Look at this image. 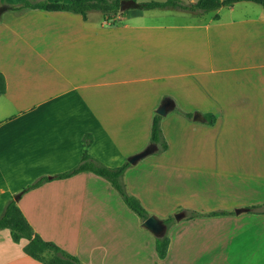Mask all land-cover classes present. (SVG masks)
I'll list each match as a JSON object with an SVG mask.
<instances>
[{
	"label": "crops",
	"instance_id": "crops-1",
	"mask_svg": "<svg viewBox=\"0 0 264 264\" xmlns=\"http://www.w3.org/2000/svg\"><path fill=\"white\" fill-rule=\"evenodd\" d=\"M260 8L240 1L207 12L128 9L113 21L97 10L84 17L41 9L2 13L0 214L27 185L74 167L85 134L92 137L88 153L107 167L151 146L155 108L168 98L174 107L160 120L167 149L131 164L123 175L127 192L158 218L166 202L172 209L233 211L206 215L204 264H264V211L247 210L264 203ZM208 113L216 127L207 125ZM192 179L204 185L199 198L187 195ZM17 205L34 233L82 264L155 259L143 220L91 172L43 182L22 192ZM213 234L218 256L211 252ZM26 242L1 229L0 264H45L24 252ZM170 247L169 240L167 254Z\"/></svg>",
	"mask_w": 264,
	"mask_h": 264
},
{
	"label": "trees",
	"instance_id": "trees-1",
	"mask_svg": "<svg viewBox=\"0 0 264 264\" xmlns=\"http://www.w3.org/2000/svg\"><path fill=\"white\" fill-rule=\"evenodd\" d=\"M251 1L261 4L264 7V0H197L194 4H184L179 0L165 1H146L140 2L137 0H70L69 2L49 1V0H24L19 4H9L5 0H0V15L4 12L19 14L27 9H41L46 11H68L81 14L83 17L88 11H100L105 20L113 21V19L122 11L128 9H153V8H168L174 7L182 10L207 12L217 9L222 6H230L235 2ZM123 3L124 10H120V5ZM5 78L0 72V96L5 92ZM190 117V114H185ZM161 116L154 113L150 125L149 145L155 147V153L162 152L167 149V142L164 139L161 129ZM206 122L212 125L215 117L212 114L205 115ZM92 137L90 134H85L82 138L83 152L80 161L71 169L55 174L53 176H43L27 185L23 190L6 203L0 214V230L7 228L13 241L19 242L25 239L27 242L23 246V250L29 256L44 262L45 264H82L75 256L67 253L52 241L42 239L38 234L34 233L31 226L21 213L17 199L22 192L41 185L43 182L52 179H62L71 177L80 172H91L106 179L111 186L118 192L123 202L128 208L135 212L141 220L146 219L150 214L141 205L139 200L127 192L123 182L125 171L131 166L127 161L118 167H107L94 159L87 150ZM249 212H263L264 203L257 206L248 207ZM230 211H211L208 215H226L231 214ZM192 216H198L199 213L192 212ZM172 220L171 217L163 219V223L168 227V223ZM169 246V237L165 234L162 237H155V251L159 258H164L167 254ZM50 255L47 259L46 256Z\"/></svg>",
	"mask_w": 264,
	"mask_h": 264
},
{
	"label": "rangeland",
	"instance_id": "rangeland-1",
	"mask_svg": "<svg viewBox=\"0 0 264 264\" xmlns=\"http://www.w3.org/2000/svg\"><path fill=\"white\" fill-rule=\"evenodd\" d=\"M146 1V0H139ZM263 8H260V11ZM22 13V12H21ZM262 17H264V10L260 13ZM207 125H210L207 123ZM216 127L217 122L214 121L212 124ZM215 132V129L213 130ZM207 158L216 157V154H206ZM193 182V188L188 186L187 195L192 198H199L202 196V190L204 185L201 180L192 179L187 182ZM126 187V186H125ZM183 191L182 189H180ZM118 193V192H117ZM195 194V195H193ZM160 213L159 219L163 220L168 217H171L172 220L168 223V227L166 230V235L169 237L171 241V247L169 254L164 258H159L155 251V259L148 264H157V261H160L161 264H204L205 259L208 258L207 250H204L205 242L208 243L209 237L204 234V222L205 217L208 215L209 211H206L203 208L201 210L191 209L190 207H182L172 209L171 203H164L163 207H159ZM148 212V211H147ZM185 212V217L177 220L175 218V214ZM192 212L199 213L198 216H192ZM233 212V211H231ZM150 215V212H148ZM155 216V215H154ZM219 216V215H218ZM158 218V217H157ZM218 227V225H217ZM151 233V232H150ZM152 234V233H151ZM153 235V234H152ZM154 236V235H153ZM155 241V236H154ZM213 248H212V256L219 254V235L213 234ZM50 255H47L48 259ZM141 259H137V264H142Z\"/></svg>",
	"mask_w": 264,
	"mask_h": 264
},
{
	"label": "water",
	"instance_id": "water-1",
	"mask_svg": "<svg viewBox=\"0 0 264 264\" xmlns=\"http://www.w3.org/2000/svg\"><path fill=\"white\" fill-rule=\"evenodd\" d=\"M120 10L121 11L124 10L123 3H121V5H120ZM173 107H174V105H173L172 101L169 100L168 98H165L155 108V113L160 115V116H165L169 111H171L173 109ZM193 119L194 120L198 119V115L196 113L193 114ZM154 150H155V147L151 145V146L143 149L142 151L130 156L128 158V162L130 164H135L140 159H142L143 157L152 153ZM236 212H239V210H237ZM183 216H184L183 213L175 214V218L177 220H179ZM142 226L144 228H146L149 232H151L155 237H162L163 235H165L166 230H167V226L163 223V221L154 215H149L146 219H144L142 222Z\"/></svg>",
	"mask_w": 264,
	"mask_h": 264
}]
</instances>
